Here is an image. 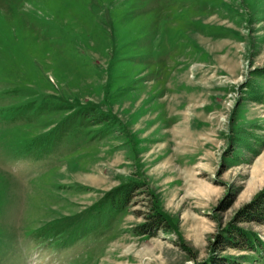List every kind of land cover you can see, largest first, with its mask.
Returning <instances> with one entry per match:
<instances>
[{
  "label": "rangeland",
  "instance_id": "obj_1",
  "mask_svg": "<svg viewBox=\"0 0 264 264\" xmlns=\"http://www.w3.org/2000/svg\"><path fill=\"white\" fill-rule=\"evenodd\" d=\"M263 195L264 0H0V264H264Z\"/></svg>",
  "mask_w": 264,
  "mask_h": 264
},
{
  "label": "trees",
  "instance_id": "obj_2",
  "mask_svg": "<svg viewBox=\"0 0 264 264\" xmlns=\"http://www.w3.org/2000/svg\"><path fill=\"white\" fill-rule=\"evenodd\" d=\"M98 122H101V120L98 119ZM137 186L138 185L136 184H128L126 186H123L120 189H117V191L113 192L112 194L107 195V199L114 208L117 209L125 208L133 198L134 192H136V190L139 188ZM263 205H264V195L261 201L253 203L247 209L241 212L240 216L242 217V221H246V222L255 221L259 209H262L261 207H263ZM148 219L149 221L145 223L142 226V229L140 230L141 235L152 234L151 231L155 232L157 230H160L162 229V227H166L168 224L167 217L162 211H160L157 208V206L153 208V211L149 215ZM228 239L230 240L231 238ZM248 242L250 243L251 241L249 240Z\"/></svg>",
  "mask_w": 264,
  "mask_h": 264
}]
</instances>
